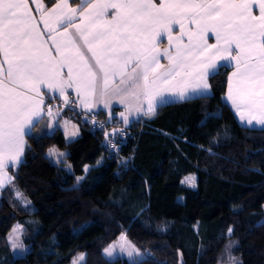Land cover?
<instances>
[{
  "label": "snow or ice",
  "instance_id": "obj_1",
  "mask_svg": "<svg viewBox=\"0 0 264 264\" xmlns=\"http://www.w3.org/2000/svg\"><path fill=\"white\" fill-rule=\"evenodd\" d=\"M31 2L37 5L43 31L29 0H0V195L11 185L12 202L21 210L34 211L32 201L15 184L25 153L31 149L28 139L39 142L61 128L66 147L80 137V127L71 118L61 124L65 110L80 116L79 124L102 130V146L108 150V156L102 155L95 165L85 164L82 175L74 174L66 150L55 145L47 150L46 159L75 175L70 190H78L88 173L114 154L118 171L129 170L132 158L119 157L128 129L153 118L164 106L209 98L213 87L209 81L221 69H233L223 99L240 126L264 131V0H80L75 7L70 0H55L51 7L43 0ZM165 37L167 46L161 48ZM213 38L215 42L210 43ZM52 100L62 103L54 108ZM116 105L125 109L118 114L119 120L113 111ZM104 110L107 119L98 120ZM45 116L48 123L34 133ZM221 118L220 112H206L200 126ZM114 120L122 121L123 127L104 130ZM118 136L120 143L115 142ZM222 138L231 139L227 129L211 143L220 146ZM204 150L216 155L212 148ZM9 166L15 170L11 175ZM181 184L195 188V175L185 177ZM144 211L141 208L136 217ZM90 223L74 228L73 233L79 234ZM256 227H264V220ZM25 231L17 223L5 237L11 256V260L4 258L6 264L30 254L31 246L21 239ZM157 231L166 232L167 225L158 226ZM233 234L230 225L224 235ZM238 245V240L229 239L226 248L231 251ZM202 250L203 246L200 254ZM51 254L50 247L44 255ZM102 255L108 264L123 257L129 264H147L151 253L137 247L122 231L103 248ZM71 264H87V253H77ZM231 264L244 262L232 257Z\"/></svg>",
  "mask_w": 264,
  "mask_h": 264
},
{
  "label": "trees",
  "instance_id": "obj_2",
  "mask_svg": "<svg viewBox=\"0 0 264 264\" xmlns=\"http://www.w3.org/2000/svg\"><path fill=\"white\" fill-rule=\"evenodd\" d=\"M228 70L221 69L209 81L213 86L209 98L164 106L153 118L130 127L119 152V157L132 158L129 170L118 171L114 154L94 167L78 190H70L75 175L83 174L85 164L95 165L102 155L108 156L102 146L103 131L79 124L81 117L65 110L60 120L71 118L80 127L74 143L66 147L61 129L39 142L28 139L31 149L25 153L15 184L32 201L34 211L14 206L12 186H6L1 197L8 209L0 203V264H6L5 257L11 260L1 228L12 219L25 227L21 239L31 246L26 259L18 258L14 264H71L79 252L87 253V264H108L102 250L122 231L151 253L147 264H181V256L183 264H231L232 257L244 264H264V227H256L264 220V131L248 130L235 121L223 100ZM206 112H220L222 118L201 127ZM107 115L103 111L96 118L106 120ZM116 120L104 130L123 127ZM225 129L231 139L222 138L221 145L214 146L213 138L223 137ZM53 145L69 153L67 162L75 175L45 158ZM189 175L196 177L195 188L181 184ZM141 208L145 211L137 218ZM87 222L91 223L84 231L73 233ZM164 224L167 231L158 232L157 227ZM230 225L234 234L229 238L224 234ZM229 239L239 241L231 251L226 248ZM50 247L54 254L44 255ZM115 264L129 262L118 258Z\"/></svg>",
  "mask_w": 264,
  "mask_h": 264
},
{
  "label": "crops",
  "instance_id": "obj_3",
  "mask_svg": "<svg viewBox=\"0 0 264 264\" xmlns=\"http://www.w3.org/2000/svg\"><path fill=\"white\" fill-rule=\"evenodd\" d=\"M43 3H44L47 7H51L52 4L55 3V0H49V2H46V0H43ZM70 3L72 4L73 7H75L77 4L80 3V0H70ZM29 7L33 10V15H34L35 18H36V22H37V24H38V27L40 28L41 31H43V24H42V22H40V14H39V12L37 11V5L33 4V3L31 2V0H29ZM176 31L178 32L179 29L177 28ZM209 42H210V43H214V42H215V41H214V38H213L212 40H210ZM165 46H167V38H166V37L163 38L162 43L160 44V47H161V48H163V47H165ZM161 63H166V61L162 59V60H161ZM232 70H233V69H232L231 67H229V70L227 71L226 78H225V89H224L223 97H225V94H226V92H227V87H228L227 77H228V74H229ZM69 91H70V93H71V90H69ZM74 97H75V94H74V93H71V94H70V98H73V99H74ZM223 100L225 101V99H223ZM50 102L52 103V105L54 106V108H55V107H58V106L62 103V101H60V100H52V101H50ZM225 103H226L227 106L229 107V109H230V111H231V113H232V115H233L235 121L239 124V122H238V118H237V117L235 116V114H234V110L231 109L230 104H228L226 101H225ZM114 108H119V110H118L117 112H115L116 117H117L118 120H119L120 118H119V115H118V114H119L121 111H124V110H125V109H124V106H123V105H116ZM78 110H79V109H78ZM104 112L107 113V110H104ZM107 114H108V113H107ZM45 117H46V119H47V116H45ZM144 119H145V118H144ZM121 123H122V121H121ZM239 125H240V124H239ZM40 130H41V128H40ZM10 169H12L11 166H9V168L7 169L9 175H11L10 172H9ZM0 203H2L3 206H4L6 209H8V207H7V206L5 205V203L2 201V197H1V195H0Z\"/></svg>",
  "mask_w": 264,
  "mask_h": 264
},
{
  "label": "rangeland",
  "instance_id": "obj_4",
  "mask_svg": "<svg viewBox=\"0 0 264 264\" xmlns=\"http://www.w3.org/2000/svg\"><path fill=\"white\" fill-rule=\"evenodd\" d=\"M65 119H67V118H65V117H63L62 119H61V124L63 123V121L65 120ZM48 121H49V118L47 117V120H46V122L44 123V125H46L47 123H48ZM72 123L74 124V122L72 121ZM123 125V124H122ZM61 130H62V132L64 133V131H63V128H61ZM72 129H71V127H69V131H71ZM60 150V149H59ZM63 151V150H62ZM185 177H187V176H185ZM184 177V178H185ZM183 178V179H184ZM185 186H188V187H190V185H188V184H184ZM17 216H19V215H17ZM18 222L16 221V219H12V220H10V221H7V222H5L4 224H3V226H2V228H1V231L7 236L9 233H10V231H11V229H12V227L14 226V225H16ZM116 241V240H115ZM121 259H126L127 260V258L126 257H123V258H121ZM128 261V260H127Z\"/></svg>",
  "mask_w": 264,
  "mask_h": 264
},
{
  "label": "built area",
  "instance_id": "obj_5",
  "mask_svg": "<svg viewBox=\"0 0 264 264\" xmlns=\"http://www.w3.org/2000/svg\"><path fill=\"white\" fill-rule=\"evenodd\" d=\"M116 127H120V126H116ZM115 126H114V128H116ZM113 128H111L109 131H111ZM103 140H104V138H103ZM115 142L116 143H119L120 142V139H119V136L117 137V139L115 140Z\"/></svg>",
  "mask_w": 264,
  "mask_h": 264
}]
</instances>
